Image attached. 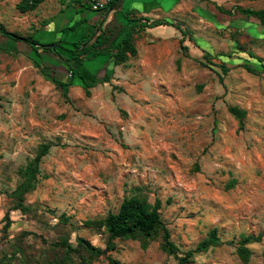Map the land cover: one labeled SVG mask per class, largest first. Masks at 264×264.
I'll return each instance as SVG.
<instances>
[{
    "label": "rangeland",
    "instance_id": "rangeland-1",
    "mask_svg": "<svg viewBox=\"0 0 264 264\" xmlns=\"http://www.w3.org/2000/svg\"><path fill=\"white\" fill-rule=\"evenodd\" d=\"M141 6H159L162 13L150 18L178 23L183 32L171 26L141 32L137 55L116 66L110 82H97L87 95L77 80L66 100L33 65L66 80L58 58L0 35L7 49H0V264H56L62 252L52 245L64 239L103 249L106 231L85 222L116 212L131 197L160 202L179 252H164L160 234L116 239L109 256L121 264H179L213 231L222 244L194 253L188 264H264V24L237 11L264 9V0H122L102 28L114 36L121 27L120 38L132 24L126 15L139 17ZM75 11L74 21L84 22L63 35L69 42L92 33L103 12ZM15 13L0 0V27L58 42L35 34L36 14ZM106 58L84 62L88 82ZM222 63L229 70L220 82ZM230 108L244 112L241 121ZM43 144L50 149L21 211L15 190ZM6 214L11 224L3 233ZM247 236L259 241L246 245L244 262L237 247ZM93 264H108L106 256Z\"/></svg>",
    "mask_w": 264,
    "mask_h": 264
},
{
    "label": "trees",
    "instance_id": "trees-1",
    "mask_svg": "<svg viewBox=\"0 0 264 264\" xmlns=\"http://www.w3.org/2000/svg\"><path fill=\"white\" fill-rule=\"evenodd\" d=\"M43 0H21L17 4V9L20 12H28L34 10L39 3ZM122 0H112L107 6L101 8L98 11H103L104 14H109L114 11ZM78 2V0H70L68 5H72ZM82 9L91 8V5H80ZM237 11L248 18H255L260 24H264V9L253 10L250 8L238 7ZM78 11L77 13H79ZM126 20L131 22V26L124 33L123 36L118 38L123 32V29L119 27L116 35H112L109 31L107 32L101 26L102 21L94 27L92 33L86 35L83 40L79 41H63L59 40L56 43L42 44L38 40L32 38H22L14 33L8 32L5 28L0 27V35L4 38H8L15 42H23L29 44L31 49L34 51L42 50L44 53L55 56L63 63V67L66 71V80H58L55 77V71L50 70L51 67L42 66L41 63L33 60V65L39 70V72L46 76L59 90L62 96L67 99L66 90L73 86L77 80L82 83L85 93L89 94V88H92L97 82L108 83L112 79L114 69L116 66L124 65L129 58L137 55V49L135 47V40L141 34L149 29H153L159 26H171L175 27L178 31L183 32L180 28V24L171 23L165 19H153L144 16H131V13L126 15ZM84 22L81 19L74 22L71 26L63 28V32L74 31L75 28ZM63 44L70 45L65 47ZM1 50L7 51L5 48ZM62 50L63 53H61ZM99 55H108V60L104 63L102 70L99 71L98 75L90 77V81L85 78L82 73L84 70V62L91 61ZM204 58L209 64V55H205ZM221 69V75L219 81L223 82V76L227 74L229 68L222 63L218 65ZM242 67L251 74H256V70L249 65H242ZM230 112L235 115L240 121L244 116V112L239 111L236 108H230ZM50 145H41L36 156L27 164L22 170V182L16 188L15 194L18 197V206L16 208L21 211H26V207L22 205L23 196L34 189L36 183V176L40 174L38 166L42 158L48 154ZM160 202L155 201L153 205L146 203L145 200L137 197L125 198L116 212H108L105 217L98 220H88L85 222L86 226L94 228H104L107 233V239L105 247L103 249L94 246L90 241L84 238H77L76 245H71L67 239L55 242L52 246L58 251L62 252L57 260L56 264H93V262L100 257L106 256L108 264H121L118 260L113 259L109 256L110 252L115 250L116 239L122 240H136L149 239L155 235L160 234L161 236V249L169 255H177L178 248L170 239V232L164 225L160 215ZM5 223L3 225V233H6L9 228L11 221L9 215L6 214ZM252 241H259V237L254 238L252 236L243 237L237 247V254L239 258L246 262L250 257V251L246 245ZM222 244L221 239L213 231L206 239L202 240L194 250L188 251L182 257H179V264H188L192 262L194 253L207 251L209 248ZM146 247V244L143 245ZM74 258H78L76 263Z\"/></svg>",
    "mask_w": 264,
    "mask_h": 264
},
{
    "label": "crops",
    "instance_id": "crops-1",
    "mask_svg": "<svg viewBox=\"0 0 264 264\" xmlns=\"http://www.w3.org/2000/svg\"><path fill=\"white\" fill-rule=\"evenodd\" d=\"M20 1L21 0H5V2H9L10 4L13 5V7H15L16 13L14 15H15L16 19H20V15H22L17 9V4ZM69 1L70 0H43L41 3H39V5L34 10L31 11L32 13L37 15L35 17L36 22H37V26L35 27V29H36L35 34L41 35L42 37L41 36L40 37L44 40L67 41L66 39H63V35L66 33V32H63V28L71 26L73 21L76 20L77 15H76V11L74 12V9L80 8V6H78V5H82L84 0H78V2L72 4L71 6L68 5ZM135 1H140L142 3V5L145 3V0H135ZM85 2L90 5L91 0H85ZM51 8L55 9V11L48 10ZM152 8L149 9L145 6L139 7V9H140L139 15L144 16V17H150V15H156V13H158V14L162 13L159 6L152 7ZM68 11H70L71 13H67ZM113 12H111L107 15L104 14V12H102L101 16L95 22H93V24L96 25L100 21L105 22V21L112 20ZM40 13H41V15H43L45 17L40 19L39 18ZM39 20H41V21L39 22ZM85 22H86V20H85ZM40 23H41V26L39 25ZM77 30H79V28L76 27L74 31H69V32H75ZM7 31L10 33H13L10 29H7ZM82 39H84V37ZM63 45H65V44H63ZM103 56H105V55H103ZM106 57H107L106 59L108 60L109 56L106 55ZM52 62H54V61L52 60ZM58 62L60 64H63L62 62H60V60H58ZM103 65L104 64H102V66Z\"/></svg>",
    "mask_w": 264,
    "mask_h": 264
},
{
    "label": "built area",
    "instance_id": "built-area-1",
    "mask_svg": "<svg viewBox=\"0 0 264 264\" xmlns=\"http://www.w3.org/2000/svg\"><path fill=\"white\" fill-rule=\"evenodd\" d=\"M111 1L112 0H91V9L94 11H98L101 8L107 6Z\"/></svg>",
    "mask_w": 264,
    "mask_h": 264
}]
</instances>
